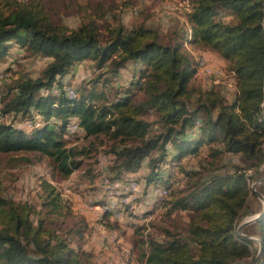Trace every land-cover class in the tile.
Segmentation results:
<instances>
[{"label": "trees", "instance_id": "16d2710c", "mask_svg": "<svg viewBox=\"0 0 264 264\" xmlns=\"http://www.w3.org/2000/svg\"><path fill=\"white\" fill-rule=\"evenodd\" d=\"M188 1L189 29L175 32L171 44L145 23L127 28L106 22L107 37L102 40L92 15L73 29L53 21L41 2L6 1L0 6V61L9 55L13 43L52 61L40 78L18 82L0 111V154H39L50 160L54 175L69 178L83 168L85 158L94 161L88 163L86 172L93 175L97 154L106 148L113 160L105 181L124 185L118 190L120 195L111 194L118 196L116 207L121 214L134 204L125 205L132 195L129 183L148 162V174L141 178L153 186L152 191L163 188L168 192L165 199L170 200L163 206L166 215L184 212L191 218L183 230L164 229L162 241L147 236L141 264H239L249 259L254 264L260 245L254 251L255 242L240 237L237 228L251 197L257 199L246 170L257 171L264 165V0ZM186 43L225 61L237 90L233 102L211 88L197 90L193 105L196 92L190 90V83L198 68ZM87 60L95 61L105 74L90 87L74 88L77 97L68 96L71 86L63 80L72 67ZM132 63L139 65L138 81L132 87L141 88L142 98L137 100L128 89L110 102L107 76L117 78ZM56 89L60 93L55 94ZM7 115L40 117L43 123L28 132L4 123L1 118ZM149 115L155 120H149ZM74 125L77 130L71 132ZM72 135H81L78 142L86 145L71 143L68 137ZM169 145L174 156L167 153ZM206 147L209 168L183 170L184 160L199 157ZM157 150L160 156L152 157ZM226 155H239L247 167L220 172L218 164ZM170 157L169 165L187 176V189L171 192L175 177L162 176L161 166ZM41 185L45 214L35 212L29 203L0 196V264H90L92 255L81 244L85 232L58 224L54 216L62 210L61 194L47 180ZM259 193L264 196V183ZM104 201L105 215L114 217L111 202ZM160 202H155V209L161 207ZM244 233L261 240L263 251L256 264H264V217ZM74 242H79L76 248Z\"/></svg>", "mask_w": 264, "mask_h": 264}, {"label": "rangeland", "instance_id": "374dc122", "mask_svg": "<svg viewBox=\"0 0 264 264\" xmlns=\"http://www.w3.org/2000/svg\"><path fill=\"white\" fill-rule=\"evenodd\" d=\"M12 0H0V6H5V2ZM21 2H41L50 12L51 19L57 23H62L70 28H77L83 18L92 15L98 21L102 40H106V22L118 25L122 24L127 28L134 25L145 23L148 27L155 29L161 40L166 44H171L173 34L182 29H189L187 15L191 11V5L188 0H19ZM104 15L103 19L98 16ZM229 19V16L226 20ZM185 48L197 62V75L190 83V90H209L216 88L225 99L233 102L237 95L233 74L226 69L225 61L216 54L204 52L201 49L185 44ZM51 59L33 56L27 50L13 43L11 45L9 55L0 61V111L14 94V89L18 82L24 79H38L42 76L43 71L51 62ZM139 65L132 63L117 78H110L109 88L106 91L110 102L121 98L131 89V95H135L137 100L142 98L141 88L132 87L138 81L136 71ZM105 70H99L97 63L93 60H87L72 67L69 74L63 80L65 85L71 86L67 90V95L74 92V88L82 86H91L101 74H105ZM105 79V77H104ZM103 82V79L101 80ZM102 85V84H100ZM103 86H100L102 88ZM95 88L99 87L95 84ZM105 88V89H106ZM73 89V90H72ZM55 94L60 93L58 89ZM47 95L46 91L41 92ZM75 94V92H74ZM77 97V95H76ZM198 93L196 92L192 98L193 105L196 104ZM262 116L264 117V105ZM22 118L14 115H7L1 120L7 124H13L28 132L33 129L36 124L42 125V119L39 117ZM149 120H155V116L149 115ZM77 126L71 128V132L76 131ZM156 130V128H154ZM81 136V135H79ZM79 136L72 135L68 140L73 144L85 146V142H78ZM106 148H102L97 154V165H94V176L91 178L87 175L88 163L91 158H85L84 166L81 170L75 172L69 178H59L54 175L50 160L35 153H16L3 155L0 154V196L13 199L21 203H29L35 209V212L46 211L42 208L43 190L42 182L47 180L61 194L62 210L60 214H55L58 224H62L63 228H81L84 233L81 241L82 249L91 253L92 258L90 264H141L142 256L147 250L143 240H147V236H153L156 239L164 240V229L166 230H183L191 218L188 213H176L172 216L166 215L167 210L165 204L170 200H162L159 191L163 188H155L146 184L142 175L148 174V162H146L141 173L129 183L128 192L131 196L125 201V205L134 202L129 208H125L123 214L117 209L116 203L118 196H111L112 192L118 194V190L124 186L121 183H113L108 185L107 168L111 164L113 157L109 156ZM169 156H174L175 152L172 146L167 147ZM208 147L202 150L199 157H187L183 162V170L192 172H203L204 167H208L207 155ZM161 151L157 150L152 154L156 158L160 156ZM29 160V161H26ZM172 158L168 159V163L161 166V174L164 177L173 174L175 178L172 180L171 192L181 191L188 188L190 183L180 169H175L169 165ZM247 167L245 161L239 155H226L218 164L220 172L233 171L234 167ZM249 176H252L250 187L252 194L256 195L254 190L260 191L262 184L258 180L264 176V165L257 171L254 169L246 170ZM141 174V175H140ZM208 172L204 173L206 176ZM136 180V181H135ZM193 182V181H192ZM107 185V186H106ZM110 189V191L108 190ZM149 188V189H148ZM167 190V189H166ZM169 191V190H168ZM139 192V193H138ZM158 196V197H157ZM257 196V195H256ZM160 197V198H159ZM111 202L109 210L114 217L105 215V208L102 206L104 200ZM139 200V202H137ZM161 201L159 208L155 209V202ZM264 207V203L257 197H251L249 209L246 210L239 227L247 220L257 216L260 208ZM114 208V209H113ZM155 209V210H154ZM114 210V211H113ZM258 213H257V212ZM114 212V213H113ZM251 212L256 214L249 215ZM117 216L119 219H117ZM122 216V217H121ZM47 217H49L47 215ZM36 220V216H34ZM143 230H138L139 227ZM245 229V228H244ZM244 229L240 234L247 236ZM254 230L252 229L251 232ZM254 237L257 240V236ZM254 251L259 248V242L254 241ZM79 243V242H78ZM77 242L72 246L76 248ZM251 260L239 264H249Z\"/></svg>", "mask_w": 264, "mask_h": 264}, {"label": "water", "instance_id": "95a60500", "mask_svg": "<svg viewBox=\"0 0 264 264\" xmlns=\"http://www.w3.org/2000/svg\"><path fill=\"white\" fill-rule=\"evenodd\" d=\"M258 183H259V184L264 183V176L261 177V178L258 180ZM254 192L256 193L257 197H258V198L264 203V196H263L262 194H260L259 192H257L256 190H254ZM263 217H264V208H263V211H262L260 214H258L257 216H255V217H253V218L247 220L246 222H244V223L239 227L238 232H237L238 235H239L240 237H242L243 239H245V240H250V241H253V242H254V241H258V242H259V244H260V250H259V254H258V256H257L256 261H255L254 264H256L257 261H258L259 258H260V255H261V253H262V251H263V244L261 243V240H260V239L257 240V239L254 238V237H250V236L242 235V234H240V232H241L244 228L249 227V226H251V225L257 223L258 221L262 220Z\"/></svg>", "mask_w": 264, "mask_h": 264}, {"label": "bare ground", "instance_id": "6f19581e", "mask_svg": "<svg viewBox=\"0 0 264 264\" xmlns=\"http://www.w3.org/2000/svg\"><path fill=\"white\" fill-rule=\"evenodd\" d=\"M71 94V97H76V94H74V92H70ZM77 129V128H76ZM139 193V192H138ZM159 195H160V197H162V198H165V197H167V195H168V192H166V191H164V190H161V191H159ZM114 209V208H113ZM111 210V209H110ZM114 211V210H113ZM119 218V217H118Z\"/></svg>", "mask_w": 264, "mask_h": 264}, {"label": "built area", "instance_id": "2783aa9c", "mask_svg": "<svg viewBox=\"0 0 264 264\" xmlns=\"http://www.w3.org/2000/svg\"><path fill=\"white\" fill-rule=\"evenodd\" d=\"M154 193H157V192H154ZM117 219H119L118 216H117Z\"/></svg>", "mask_w": 264, "mask_h": 264}, {"label": "crops", "instance_id": "0c3cea01", "mask_svg": "<svg viewBox=\"0 0 264 264\" xmlns=\"http://www.w3.org/2000/svg\"><path fill=\"white\" fill-rule=\"evenodd\" d=\"M190 12V11H189ZM114 213V212H113Z\"/></svg>", "mask_w": 264, "mask_h": 264}]
</instances>
